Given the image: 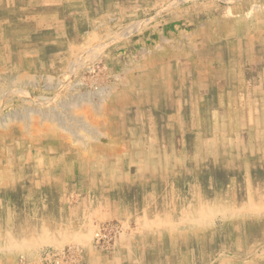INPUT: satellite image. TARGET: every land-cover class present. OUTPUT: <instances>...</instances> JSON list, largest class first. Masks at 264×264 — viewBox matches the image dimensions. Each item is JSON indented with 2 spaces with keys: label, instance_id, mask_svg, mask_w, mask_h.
<instances>
[{
  "label": "rangeland",
  "instance_id": "374dc122",
  "mask_svg": "<svg viewBox=\"0 0 264 264\" xmlns=\"http://www.w3.org/2000/svg\"><path fill=\"white\" fill-rule=\"evenodd\" d=\"M0 157V264H264V0H0Z\"/></svg>",
  "mask_w": 264,
  "mask_h": 264
},
{
  "label": "bare ground",
  "instance_id": "6f19581e",
  "mask_svg": "<svg viewBox=\"0 0 264 264\" xmlns=\"http://www.w3.org/2000/svg\"><path fill=\"white\" fill-rule=\"evenodd\" d=\"M220 74V73H219ZM169 83V82H168ZM167 83V84H168ZM148 84V83H147ZM171 84V83H170ZM143 86V85H142ZM165 87H166V85H165ZM168 90V89H167ZM168 92V91H167ZM224 94V93H223ZM163 96H164V94H163ZM126 98V97H125ZM141 99V98H140ZM154 100V99H153ZM134 102V101H133ZM246 103H248V102H246ZM124 105V104H123ZM127 105V104H126ZM125 105V106H126ZM247 105V104H246ZM249 105V104H248ZM129 106V105H128ZM220 106H222V105H220ZM205 111V110H204ZM244 111V110H243ZM242 111V112H243ZM206 112H207V110H206ZM228 112V111H227ZM233 112V111H232ZM230 114H232V113H230ZM230 114H228V115H230ZM174 117V116H173ZM225 118V117H224ZM244 118V117H243ZM259 118V117H258ZM125 120V119H124ZM208 120V119H207ZM231 120V119H230ZM175 121V120H174ZM230 123H232V121L230 122ZM176 124H177V122H176ZM171 125V124H170ZM241 129V128H240ZM176 130H178V129H176ZM187 131V130H186ZM174 134V133H173ZM262 134V133H261ZM156 137V136H155ZM220 138V137H219ZM250 139V138H249ZM248 140V139H247ZM155 142V141H154ZM251 142V141H250ZM170 144V143H169ZM212 144V143H211ZM156 145V144H155ZM172 145V144H171ZM228 145V144H227ZM246 145V144H245ZM184 146V145H183ZM199 146V145H198ZM247 146V145H246ZM186 147V146H185ZM190 147V146H189ZM228 147V146H227ZM245 147V146H244ZM171 148V147H170ZM212 148V147H211ZM220 148V147H219ZM174 149V148H173ZM152 150V149H151ZM145 151H147V150H145ZM187 151V150H186ZM214 151V150H213ZM219 151H221V149L219 150ZM171 152V151H170ZM182 152V151H181ZM193 152V151H192ZM190 153V152H189ZM146 155V154H145ZM161 155V154H160ZM224 155V154H223ZM1 158V157H0ZM12 159H13V157H12ZM17 159V158H16ZM133 159V158H132ZM4 160V159H3ZM153 160V159H152ZM177 161V160H176ZM172 162V161H171ZM23 163H25L26 164V162H23ZM168 164V163H167ZM166 164V165H167ZM24 167V166H23ZM172 167H173V165H172ZM248 168V167H247ZM9 169V168H8ZM11 169V168H10ZM25 170V169H24ZM8 172V171H7ZM29 172V171H28ZM14 173V172H13ZM20 173V172H19ZM245 173V172H244ZM28 178V177H27ZM7 180H9V179H7ZM220 199V198H219ZM213 220V219H212ZM143 247V246H142ZM142 250V249H141Z\"/></svg>",
  "mask_w": 264,
  "mask_h": 264
}]
</instances>
